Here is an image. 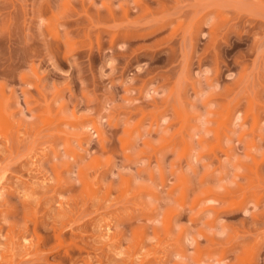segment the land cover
I'll use <instances>...</instances> for the list:
<instances>
[{
  "label": "rangeland",
  "instance_id": "1",
  "mask_svg": "<svg viewBox=\"0 0 264 264\" xmlns=\"http://www.w3.org/2000/svg\"><path fill=\"white\" fill-rule=\"evenodd\" d=\"M0 264H264V0H0Z\"/></svg>",
  "mask_w": 264,
  "mask_h": 264
}]
</instances>
